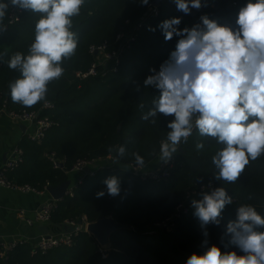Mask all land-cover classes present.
I'll return each mask as SVG.
<instances>
[{"label": "trees", "instance_id": "trees-1", "mask_svg": "<svg viewBox=\"0 0 264 264\" xmlns=\"http://www.w3.org/2000/svg\"><path fill=\"white\" fill-rule=\"evenodd\" d=\"M154 1H158L161 13L146 18L136 40L123 45L119 71L79 79L76 73L88 70L94 62L90 48L107 43L108 50H118L117 36L130 31L127 21H140L149 6H141L140 0H85L80 15L72 18V31L79 38L76 53L63 62V76L48 85L47 102L32 107L12 102L9 84L20 73L10 70L7 62L18 51L28 53L40 14L22 10L20 20L0 38V107L5 105L8 111L16 113L40 112L55 122L42 143H35L28 136L21 141L24 161L8 173L14 185H28L37 191L59 186L70 179L72 169L83 159L110 156L123 167L136 164L133 153L141 155L144 164L155 160L160 141L166 139V125L171 117L158 114L155 124L150 122L153 118L141 119L159 94L156 89H144L143 80L150 74V68L159 69L179 39L165 41L159 23L181 17L179 28L182 29L200 22V17L207 14L220 23L235 26L238 10L247 0H207L206 7L194 9L190 15L177 11L173 0H150V3ZM149 25L156 31H148ZM136 84L141 86L140 92L135 90ZM45 103H52L53 108H43ZM197 142L204 144L202 150L196 149ZM120 145L126 147V153L116 159L115 148ZM110 147L114 149L112 153ZM222 147L216 139L201 137L196 131L187 143L180 145L170 176L161 182L142 180L122 167L113 173L100 169L94 177L86 175L81 184L73 187V196L67 194L57 202L51 225L59 228L83 218L90 223L112 216L128 229L115 231L108 249H103L90 233L83 231L75 237L73 245L57 247L45 254L34 252L28 243L21 244L0 264H185L193 252L202 254L213 244L222 252L234 250L242 254L229 244L227 224L236 220L237 209L243 204L254 206L264 216V155L251 161L239 180L230 184L214 178L218 169L212 163V156ZM52 154L63 166L53 164ZM113 175L121 180L120 196L105 195L97 199L95 194L106 188L103 181ZM210 185L213 189L226 188L233 203L222 211L219 225L201 228L191 201ZM163 223H167L165 230L157 232L155 225ZM205 231L207 237L203 235ZM205 239L208 245L202 247ZM102 249L106 250V258Z\"/></svg>", "mask_w": 264, "mask_h": 264}, {"label": "clouds", "instance_id": "clouds-1", "mask_svg": "<svg viewBox=\"0 0 264 264\" xmlns=\"http://www.w3.org/2000/svg\"><path fill=\"white\" fill-rule=\"evenodd\" d=\"M11 6L39 13L34 40L28 53H14L7 62L20 77L10 82L13 103L32 107L47 102L48 85L64 74L63 62L75 55L79 38L72 31L73 17L79 16L85 0H8L0 2V21ZM150 0H140L148 6ZM176 10L185 15L207 6V0H173ZM181 17H172L158 25L165 41L179 37L175 49L157 70L149 69L143 88L158 91L150 109L141 119L155 124L158 114L167 122V136L159 144L161 159L168 161L187 143L193 131L201 137H211L223 145L212 163L218 169L217 181L236 183L246 166L264 155V0H247L238 10L235 26L220 23L207 14L191 27L179 28ZM150 32L156 29L147 28ZM137 92L141 86L136 84ZM144 107L143 104L140 105ZM197 150L204 144L197 142ZM109 148V153L113 152ZM116 159L123 157L126 147L115 148ZM138 166L144 158L132 154ZM106 188L98 191L97 199L105 195L120 196L121 180L106 178ZM202 199L191 201L201 228L220 224L222 211L233 203L229 191L220 186L201 193ZM264 216L249 204L240 205L237 218L227 224L229 244L237 251H221L213 244L202 254L193 252L185 264H264ZM205 237L208 232L203 233ZM208 240L202 242V247ZM226 247V246H225Z\"/></svg>", "mask_w": 264, "mask_h": 264}, {"label": "built area", "instance_id": "built-area-1", "mask_svg": "<svg viewBox=\"0 0 264 264\" xmlns=\"http://www.w3.org/2000/svg\"><path fill=\"white\" fill-rule=\"evenodd\" d=\"M160 5H154L150 3L148 6L147 12L141 18L140 21L136 23H132L127 21V25L129 26L130 31H124L117 36V41L120 43V48L118 50H108V44H100L96 46H92L90 48V53L95 57L94 62L91 67L86 71H78L76 73V77L79 79H87L91 76L103 75L105 76L108 71H119V66L121 64V49L124 44L135 41L138 33L144 26V21L149 16L158 17L160 15ZM22 14V9L16 6H12L8 12L6 20L0 23V38L4 35V33L10 28L11 25H14L20 20V16ZM43 108L51 110L53 108L52 103H45ZM8 116L14 121H21L23 123H28L29 125H33L35 128L32 130L27 136L28 138L35 143H42L47 137V133L50 129L55 125V122L46 116H41L40 112L36 111H22L19 113L8 111L6 106L0 107V117ZM196 130L193 131L195 133ZM192 136V135H191ZM190 136V137H191ZM189 137V138H190ZM51 161L55 166H60V162L55 158V154L50 156ZM157 160L156 164L155 161ZM24 161V152L20 147H17L14 151L13 157L6 162V164L0 168V186L23 190V191H32L36 193H41L47 191V188L44 191H37L36 189L26 185V186H18L14 185L8 178V173L17 169ZM176 157L175 154L168 161H164L160 157V153L157 154L155 160L150 164H143L142 166H138L136 164H130L128 166L117 165L112 157H107L106 159H98V160H78L71 173H78L85 177L96 176L97 172L100 169L110 170L111 173L117 171L122 167L123 170L127 171L129 174L140 177L142 180H152L155 182H161L164 179L168 178L171 174V171L175 165ZM90 169V170H89ZM84 179V178H83ZM83 179L80 180L78 184L83 182ZM77 184V185H78ZM76 185V186H77ZM75 187V186H74ZM73 188L67 191V194L73 196ZM213 190L210 185L209 188L203 189L202 192L207 191L211 192ZM200 192L198 195H201ZM57 200H53L51 202L46 203L44 206L36 210L33 214L32 218H26V211H20V217L26 219L30 225H33L35 222L37 223H50L51 215L55 208L57 207ZM89 222L85 218H83L80 222H68L73 231L66 232L61 231L58 233L46 234L42 235L39 240L35 243L33 247L34 252H40L42 254L47 253L48 251L61 247V246H71L74 243L75 237L80 232H88L87 225ZM167 223L156 224L155 230L162 228L165 230ZM171 229V228H170ZM156 230V231H157ZM158 232V231H157ZM89 233V232H88ZM27 243L26 241L14 242L11 244H6L0 242V260L6 259L8 253L14 249H16L19 245ZM103 253V257L106 258V250H101Z\"/></svg>", "mask_w": 264, "mask_h": 264}, {"label": "crops", "instance_id": "crops-1", "mask_svg": "<svg viewBox=\"0 0 264 264\" xmlns=\"http://www.w3.org/2000/svg\"><path fill=\"white\" fill-rule=\"evenodd\" d=\"M0 2H8V0H0ZM11 7L9 3L6 15L0 23L6 20ZM34 128L33 125L14 121L8 116L0 117V168L13 157L15 149ZM156 162L157 160L153 164ZM83 178L78 173H70L71 184L68 190ZM53 200L55 199L48 191L36 193L0 186V242L11 244L26 241L34 247L42 235L61 232L60 228L53 227L51 223L35 222L30 225L19 214L21 210H25L26 218H32L36 210Z\"/></svg>", "mask_w": 264, "mask_h": 264}, {"label": "water", "instance_id": "water-1", "mask_svg": "<svg viewBox=\"0 0 264 264\" xmlns=\"http://www.w3.org/2000/svg\"><path fill=\"white\" fill-rule=\"evenodd\" d=\"M153 4L158 5V1H154ZM60 166H63V164L60 163ZM70 184L71 181L69 179L59 186H48L47 191L55 200L60 201L67 196ZM59 228L66 232L73 231V228L67 223ZM121 229H128V227L116 222L112 216H107L98 221L90 222L87 225V231L97 240L103 249H108L111 246L112 234Z\"/></svg>", "mask_w": 264, "mask_h": 264}, {"label": "rangeland", "instance_id": "rangeland-1", "mask_svg": "<svg viewBox=\"0 0 264 264\" xmlns=\"http://www.w3.org/2000/svg\"><path fill=\"white\" fill-rule=\"evenodd\" d=\"M193 199H194V198H193ZM195 199H196V200H201V195L195 196ZM156 230H157V229H156ZM157 231H158V232H162L163 229L160 228V229H158Z\"/></svg>", "mask_w": 264, "mask_h": 264}]
</instances>
